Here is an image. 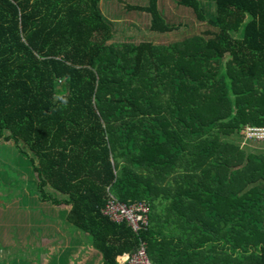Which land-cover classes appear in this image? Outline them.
I'll list each match as a JSON object with an SVG mask.
<instances>
[{"label":"trees","instance_id":"1","mask_svg":"<svg viewBox=\"0 0 264 264\" xmlns=\"http://www.w3.org/2000/svg\"><path fill=\"white\" fill-rule=\"evenodd\" d=\"M99 1L0 0V143L103 264L140 241L152 264H264V147L240 135L264 127V0H214L210 17L171 0L206 29L160 48L107 43ZM158 3L136 9L170 33ZM108 194L145 203L148 226L104 216Z\"/></svg>","mask_w":264,"mask_h":264},{"label":"rangeland","instance_id":"2","mask_svg":"<svg viewBox=\"0 0 264 264\" xmlns=\"http://www.w3.org/2000/svg\"><path fill=\"white\" fill-rule=\"evenodd\" d=\"M100 1L102 8L106 10L103 11L107 17L110 20H115L111 23L113 38L110 42L113 43L127 44L150 40L158 48L167 47L176 40L179 41L178 32L180 31H188L190 35H198L206 29L203 24L198 25L187 12L172 10L174 4L171 0H158V8L161 10L163 7L165 17L177 26L174 31L164 34L148 31L149 14L136 9V7L148 5V0ZM199 1L206 12V16H212L214 14V0ZM182 9L188 10L181 7L180 10ZM250 128L256 127L246 125L241 129L240 135L246 140L257 141L259 142L257 144L264 147V134L262 132L249 134L248 129ZM37 182L38 180L31 170L28 157L20 153L13 144L0 143V194H2L0 196V213L5 211H1L2 208L8 207L6 202L15 199V208L17 207L22 211L25 208L31 212L35 210L39 215L33 214L31 222V219H26L27 212L18 213L17 218L20 215L21 219L19 218L16 223L12 222V224L18 225L15 229L9 228L10 224L8 223L10 222L3 219L4 221L0 224V264H23V259L15 254H23L24 249L32 247L35 255V250L41 246V243L45 244L50 242L51 239V241L55 239V237L50 239V236L53 235L52 229L56 228L55 224L47 218L50 213L48 211L46 213V209L42 208L41 202H45L46 206L52 209H55V206L58 207V205L51 201L39 200L40 191L37 189ZM46 191L50 194L51 199L60 200L63 198L60 193L49 187L46 188ZM28 193L30 196H28ZM25 205L27 208L24 207ZM13 209L14 206L12 205L9 212H12ZM36 217H38L37 221H35ZM29 225L31 229H29Z\"/></svg>","mask_w":264,"mask_h":264},{"label":"crops","instance_id":"3","mask_svg":"<svg viewBox=\"0 0 264 264\" xmlns=\"http://www.w3.org/2000/svg\"><path fill=\"white\" fill-rule=\"evenodd\" d=\"M99 9L103 18H105L110 23L115 22V20L113 19H111V21L104 13V11L106 10L105 8H102L101 1H99ZM107 43H110V40ZM1 195L2 194H0V196ZM28 196H30L29 193ZM14 202L15 199L6 202V205L8 207L5 206L1 209V211H5L3 213H0V224H2L1 222L6 219L8 222H10L8 223L10 224L9 228L12 227V229H15L18 225L12 224V222L16 223L19 220L20 215L17 218L18 213L27 212L26 219H31V222L32 215H38L37 211L35 210L31 212L29 209L24 208V211H22L17 207L15 208ZM41 203L43 206L42 208L46 209V213L47 211L50 213L47 218L50 219V222L52 221L55 224L56 228L52 229L53 235L50 236V239L51 237H55V239L53 241H51V239L50 242L45 244L39 243L41 246L36 248L35 255L32 251V247L24 249L23 254H15L23 259V264H103L100 252L94 249L91 245L90 236L87 233H83L79 230L74 229L66 221V214L69 211L68 206L60 204L58 205V207L55 206V209H52L51 207L46 206L45 202ZM12 205L14 206V209L12 212H9ZM24 207L27 208L26 205ZM37 220L38 217L35 218V221ZM23 228L25 227L23 226ZM29 229H31L30 225ZM124 256L125 254H123L122 256H118L116 258V262L123 261Z\"/></svg>","mask_w":264,"mask_h":264},{"label":"built area","instance_id":"4","mask_svg":"<svg viewBox=\"0 0 264 264\" xmlns=\"http://www.w3.org/2000/svg\"><path fill=\"white\" fill-rule=\"evenodd\" d=\"M249 134L262 132L264 128H250ZM101 213L108 217L112 222L125 223L134 232H139L148 226L149 209L145 203L131 202L124 203L119 201L115 196L108 194ZM117 264H152L148 254L147 247L143 241H140L136 250L132 253L125 254L124 260Z\"/></svg>","mask_w":264,"mask_h":264}]
</instances>
